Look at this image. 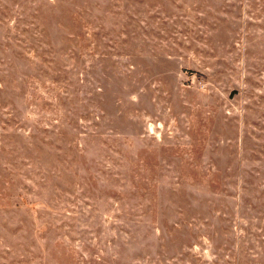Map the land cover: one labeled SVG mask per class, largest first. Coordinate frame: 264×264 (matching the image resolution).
<instances>
[{
  "label": "rangeland",
  "instance_id": "374dc122",
  "mask_svg": "<svg viewBox=\"0 0 264 264\" xmlns=\"http://www.w3.org/2000/svg\"><path fill=\"white\" fill-rule=\"evenodd\" d=\"M0 264H264V0H0Z\"/></svg>",
  "mask_w": 264,
  "mask_h": 264
}]
</instances>
